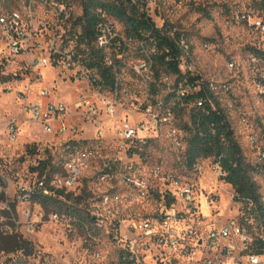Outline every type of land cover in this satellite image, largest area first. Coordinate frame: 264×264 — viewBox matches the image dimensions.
<instances>
[{
  "label": "built area",
  "instance_id": "1",
  "mask_svg": "<svg viewBox=\"0 0 264 264\" xmlns=\"http://www.w3.org/2000/svg\"><path fill=\"white\" fill-rule=\"evenodd\" d=\"M175 1L178 6L188 4L215 13L219 35L227 46L241 41L240 50L226 55L228 80H224L223 72L218 78L203 70L188 34L179 25L152 20L158 0L146 1L145 10L153 26L140 38L128 35L107 12L98 11L92 46L100 51L108 78L89 65L94 56L86 45L71 37L74 27L65 5L54 0H30L19 9H0L2 50L17 59L19 73L13 75L28 82L17 94L20 115L6 123L7 139L10 144L19 142L23 118L43 134L62 140L69 154L63 171L48 180L46 175L40 178L37 171L47 158L39 149L33 155L28 152L23 157L32 159L31 181L26 183L16 168H10L0 143V228L4 234H12L22 225L20 229L33 237L47 222L69 219L45 210L36 196L73 195L83 181H94L96 188L108 185L101 203L112 213L109 234L116 236L115 240L120 238L126 264H150L145 257L148 251L154 252V264H264V225L256 222L252 203L246 212L242 203L234 201L241 206L236 216L221 220L215 208L219 196H208L202 204L197 184L178 177L188 172L198 174V167L183 166L177 177L169 174L171 188L162 196L157 194L156 199L155 181L161 176L163 162L153 169L154 178L148 181L136 175L143 169L140 163L130 164L146 156L152 143L161 141L180 161L188 148L180 112L205 111L218 101L229 113L247 163L257 172L255 182L264 206V0ZM156 32L173 44L164 51L167 61H174L179 71L163 74L160 80L156 79V63L161 41ZM209 45H203L207 52L212 50ZM42 69L63 74L77 88L71 102L56 96L54 80L41 84ZM241 79L243 86L235 89L232 83L240 84ZM94 167H98L97 172L91 177L89 171ZM214 170L219 172V179L224 177L218 165ZM10 188H14L11 196ZM229 196L234 200L233 193ZM154 198L164 204L162 209L149 212L146 206ZM59 200L65 202L63 197ZM17 206H23L21 222ZM89 215L94 227L101 228L100 216Z\"/></svg>",
  "mask_w": 264,
  "mask_h": 264
},
{
  "label": "rangeland",
  "instance_id": "2",
  "mask_svg": "<svg viewBox=\"0 0 264 264\" xmlns=\"http://www.w3.org/2000/svg\"><path fill=\"white\" fill-rule=\"evenodd\" d=\"M79 1L80 0L68 1L76 16L82 13ZM25 2L26 0H18L17 4L13 5L14 7L12 6V8H15V6L22 7ZM0 9H4V7L0 6ZM172 9L174 10L173 13L170 12ZM40 17L41 12L39 10L36 16L38 23L41 20ZM151 17L152 20L158 24L166 20L179 25L180 28L188 34L194 47V53L197 55L198 63L203 70L218 78H221L224 73V80H228L226 76L225 58L229 52L241 49V41L233 42L228 46L225 44V41L221 39L218 32L217 16L215 13L211 15L205 14L188 4L178 6L175 0H158V8L151 14ZM204 43L210 44L209 47L212 50L207 52L203 48ZM18 68L17 59L10 58L7 53L2 50L0 44L1 153L10 162V168H16L19 174L22 175V180L28 183L31 181L29 168L32 159L28 157L25 160L23 156L27 155L30 147L37 146L45 159L53 156L52 164L56 166L58 172L63 171L62 167L69 156L67 152H65L62 140L53 139V137L43 134L38 127L25 122L23 118H20L19 142L17 144H10L7 139L5 134L6 123L8 120L19 116L21 112L17 94L24 91L28 84L25 78H21L18 74L13 75L18 72ZM41 72L43 75L41 84L47 85V83H52L54 80L56 96H60L65 102H71L73 93L76 92L77 88H73L71 83L68 82L69 80L65 78L66 76L63 74L57 76L51 69H42ZM2 78H8L9 81L3 83L1 81ZM64 78L66 80L63 82ZM243 83L244 80L242 79L240 84L234 80L232 86L236 89L239 86H243ZM41 84H37L35 88L38 89ZM46 149H49L51 155L45 154ZM177 160L179 161L169 146L161 141L149 146L146 150V156L141 158V160L136 159L130 164L134 162L140 163L139 165L143 166V169L136 175L147 181L153 180V169L157 166H162L161 176L155 181V183L157 182L155 185L158 186L155 196L157 199V194L162 196L166 190L171 188L169 174H175L176 177L180 174V169H182L183 166L182 168H178L175 165V161ZM160 162L163 163L160 164ZM196 167L200 169V173L191 174V172H188V174L183 175V177L178 176L180 180L186 183L197 184L198 197L202 204H206L208 196H219V206H215V208L218 209L217 216L221 217V220L236 216L241 206L235 203L231 196H229V193L234 194V191L224 180L219 179V172L214 170L216 165L213 161L202 160ZM97 168L98 167H94L92 171H89L91 177H94ZM93 182L94 181H83L75 194H73L74 197L82 196L83 200L81 203L73 200H65L66 207L70 208L72 212V216L69 217V219L59 223L47 222L40 227L38 233L33 237L27 236L25 231L20 229L22 225L14 229L13 234H17L23 241L30 242L33 245L32 249L28 251V254L31 255L26 256L24 251L9 253L0 250V264H117V251L121 246L120 238L118 237V240H115L116 236L114 238L112 234H109L113 226L110 222L112 213L101 203V197L107 192L108 185L96 188ZM13 190L14 188L8 190L10 196L13 194ZM155 198L146 206L149 212L156 211L160 209V207L162 209L164 202L157 201ZM22 207L23 206H17L16 208L19 211V222L24 220L22 216ZM89 212L100 216L102 221L101 228H96L91 225L85 229L81 227L79 224L80 217L78 216L81 215L85 217ZM203 212L205 215L209 213L205 206H203ZM89 229L91 230V234H87ZM6 238L2 241V245L4 248L9 249L10 242L8 241V237ZM145 255L148 263L154 264L156 262V260H152L154 256L153 251H148Z\"/></svg>",
  "mask_w": 264,
  "mask_h": 264
},
{
  "label": "trees",
  "instance_id": "3",
  "mask_svg": "<svg viewBox=\"0 0 264 264\" xmlns=\"http://www.w3.org/2000/svg\"><path fill=\"white\" fill-rule=\"evenodd\" d=\"M18 0H0V6L5 10L19 9L21 6L17 4ZM30 0H26L28 4ZM59 4L65 5L71 12L72 26L74 33L71 37L78 40L80 44L86 45V50L94 56V60L89 65L96 67L100 72L105 74L106 78L108 70L104 68L103 58L100 51H97L92 46L94 40L95 28L98 24V11L107 12L116 21L122 24L128 35L135 38H140L143 33L152 29L153 22L147 17L145 10L147 0H80L82 13L76 16L73 13L72 6L69 5V0H54ZM14 7V6H13ZM200 12L211 15V13L202 7H195ZM160 42L161 53L158 56L156 63V79L160 80L163 74H179L177 64L174 61H167V54L164 49L167 46L173 47L171 41L165 37L155 33ZM92 60V58L90 59ZM179 79H181L179 77ZM3 83L9 81L8 78H2ZM157 91V89L155 90ZM180 126L185 131L187 136L188 148L184 157L180 161H175L178 168L182 166L187 169H193L202 160H211L215 165H218L225 174L221 180L230 185L234 191V201L242 203V207L246 212H249L250 203L253 204L252 214L255 216L256 222L264 225V206L261 202V190L255 182L256 170L246 161L244 150L238 143L235 135V129L229 113L224 108H221L220 103L215 101L214 108L208 107L205 111H192L187 114L185 111L180 112ZM157 144V143H152ZM151 145V146H152ZM68 154V150L65 148ZM29 154L33 155L38 152L37 146H32L28 149ZM45 154H50L49 149L45 150ZM69 155V154H68ZM53 156L41 163L37 169L40 178L47 176L49 180L58 170L52 164ZM178 159V158H177ZM181 166V167H180ZM63 197L66 201L82 202V196L63 195L60 194L54 197H41L37 195L35 200L48 212L65 214L68 217L72 216L70 208L66 207L64 201L59 200ZM3 200L0 196V202ZM1 214V212H0ZM74 215V214H73ZM79 224L82 228L94 226V219L88 214L87 216H78ZM91 230L87 231L90 234ZM8 237L10 242L9 249L4 248L2 241ZM7 239V238H6ZM33 245L30 242H25L17 234H4L0 228V250L6 252L24 251L26 256L29 249ZM117 264H126V253L121 248L118 249Z\"/></svg>",
  "mask_w": 264,
  "mask_h": 264
}]
</instances>
